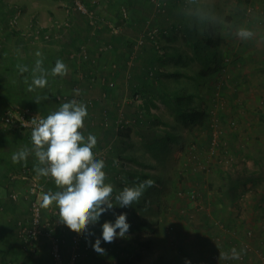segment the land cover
Masks as SVG:
<instances>
[{
	"label": "rangeland",
	"instance_id": "obj_1",
	"mask_svg": "<svg viewBox=\"0 0 264 264\" xmlns=\"http://www.w3.org/2000/svg\"><path fill=\"white\" fill-rule=\"evenodd\" d=\"M21 1L14 3L26 6L22 19H30L33 13L36 17L34 20L38 21L43 17L41 12L45 15L46 8L51 7L49 4L54 0ZM140 1L143 0L137 4L133 0L115 1L113 5L108 2L99 14L104 19H139L138 16L142 15L151 22L158 20L166 25L167 33L160 35L158 44L163 46L158 51L159 54L163 53V57L158 55L155 60L166 75L162 76L156 87L166 91L165 95L171 99L177 93L182 94L186 103L198 112L195 116H185L176 112L166 96L157 95L154 98L158 102L154 110L162 113L163 121L156 118L149 121L151 134L168 130L177 140L169 143L166 156L158 153L159 157H165L162 163L148 157L152 165L142 166L144 171L163 172L170 178L165 182H155L154 187L164 199L167 210L163 215H155L154 229L145 232L157 238L151 252L132 264H149L161 252L167 264H190V261L195 264H264V0H183L187 7L181 12L174 11L171 17L166 16V11L157 12L164 19H152L157 15H153L151 9L147 12ZM149 1L153 5L159 1L167 2ZM68 8L69 5H65L67 11ZM103 10L109 13H103ZM21 14L14 26L9 25L13 31L21 25ZM55 16L66 19L54 14L45 17L52 19ZM119 24L120 31L123 23ZM172 25L176 28L172 29ZM141 26L138 35L131 38L132 46L138 37L145 38L143 29L146 24ZM206 27L213 28V37H221L217 47L205 44ZM239 29L251 31V38L241 39L237 35ZM107 44L108 48L112 47V43ZM138 46L135 44L131 48L136 52ZM138 58V54H133L131 68L128 71L125 68L124 77L139 67ZM207 65L216 67L215 71L198 75ZM17 70L0 72V83H3L0 89V184H22L24 190L18 191H23V196L29 179L34 178V166L38 162L34 153L20 163H13L12 155L21 149L31 148L32 129L5 124L2 116L8 107L24 105H29L38 117L42 116L35 102L38 89L29 96V88L22 92L24 85L32 83L33 72L24 74L19 68ZM126 78L128 81L131 79ZM112 82V86L117 87ZM133 95L129 89L122 106L112 105V114L106 111L107 114L111 117L123 114L124 106L131 108L134 105L130 101ZM57 99L54 96L55 101L50 100L45 109L59 104L60 100ZM109 115L106 116L110 124ZM137 139L136 136L135 141ZM110 150L111 147L108 156L117 158ZM125 150L127 154L135 152L140 159L147 157L145 150L142 153V144L137 149L125 146ZM117 159L126 166L141 167L132 161ZM30 168L33 172H30ZM46 178V182L53 181ZM40 185L43 188L41 196L48 186L44 183ZM170 188L174 190L170 191ZM18 191L12 193L18 196ZM22 201L27 205L28 199ZM114 207L115 211H119V206ZM53 213L57 214L55 211ZM144 213L148 214V210ZM152 215L149 214L150 217ZM203 222L206 226H202ZM120 239L115 241L119 243ZM241 245L247 247L246 255ZM182 247L194 253V256L186 257L181 251ZM232 248L240 253L239 259L222 258V254H230Z\"/></svg>",
	"mask_w": 264,
	"mask_h": 264
},
{
	"label": "crops",
	"instance_id": "obj_2",
	"mask_svg": "<svg viewBox=\"0 0 264 264\" xmlns=\"http://www.w3.org/2000/svg\"><path fill=\"white\" fill-rule=\"evenodd\" d=\"M14 1L16 0H0V72H6L8 70L15 72L19 68L18 66H26L28 71L23 73L29 74V71H32L34 68L37 59H42V67L47 72H50L55 62L58 59L62 60L67 66V74L55 77L48 75V82L44 89L37 88V96L47 97V99H41L38 103V108L41 111L40 115L42 118H46L47 115L58 110L63 103L70 102L73 99L80 100L81 103H84L87 107L88 115L84 120L83 129L80 131L85 137L89 134L96 137L97 143L92 151L97 159H102L104 161L106 167L108 152L110 147H112V141L108 142L107 139L109 137L108 135H110L109 133L113 131V128L110 124L102 126L100 121L106 111L112 114V110H110L112 105L114 106V104H116L118 106V104H120V106H122L123 104L122 101L125 98V94L132 85L130 79L128 81L126 78V76L128 78L130 77L131 71H129V74H125V77L123 76V72L125 68L127 71L129 70L128 68H131L130 65L132 63L129 57L131 59L133 54L136 56L137 54H141V57H139V67H137L138 70L134 68L135 70L133 71L135 73L134 79L138 80V78L141 77V67L147 62V56L142 51L135 54L134 48H131L133 47L131 45V38L134 39L138 35L137 32H140L142 28L140 25L143 19L141 21V19H112L110 17L111 19H106V24L103 21L104 18L99 14L100 9L107 5L108 2L113 5L115 1L120 2V0H83L89 8L94 9L97 13L98 16H96V19H103L98 20L97 24L94 26L88 23V19H90L88 15L77 11V9L74 10L75 8L72 6L73 0H54L49 4L51 7L46 8L45 15L44 12H41L43 17H40L37 22L45 27H49L57 18L55 16L53 17L55 19H48L45 16H47V14H54L57 15V17L69 20L70 27H53L52 30L55 32V38L51 41L34 42L26 31L29 23L35 21V14L32 13L30 19H22L27 8L26 6L15 4ZM24 1L27 2L26 0L21 2ZM133 2L137 4L139 0H133ZM141 4L145 9H148V7H146L147 0H143ZM65 5H69L68 11L65 9ZM16 9H19L20 14L22 13L23 15L21 14L19 19V24L21 25L16 26L13 31V28L10 27L9 24L7 25V23ZM104 10L103 13H109ZM111 14L116 16L114 12H111ZM140 16L142 15L138 17ZM58 20L63 19L58 18ZM109 23L117 26L120 25L119 23H123V25L120 26L121 31L119 33L109 31ZM156 33L155 31L151 34L149 33L150 37L156 39ZM80 43L86 44L88 47L87 58L81 57L77 52L78 44ZM101 43L106 45H102ZM107 43H112V47L108 48L109 44ZM98 45H101V48ZM102 46H106V48ZM37 52L41 53V56L38 57L36 55ZM110 81H114L117 87L116 85H109ZM2 88L3 83L1 82L0 89ZM27 88H29V86L24 85L22 92ZM77 89L80 91L79 95L75 94L74 90ZM102 92L106 93V97L103 99L100 98ZM31 93L32 91L27 92V96ZM54 96L58 98V101L60 100L58 102L59 104L55 105L53 102L54 105L52 108L49 107L45 109V105L48 106L50 100H54ZM95 98H100V100H96ZM155 103L158 102L155 101ZM131 108L129 105H126L122 112L124 116L128 115L127 118L132 120L130 138L134 145L133 148L137 149V147H141L142 144V153H144V150L147 153V157H145L147 159L148 157L155 159L150 151L147 150L144 143L148 142V136L151 134L149 121L155 118L162 119L163 121L162 113H157V111L154 110L156 107L153 106L150 107L149 112L143 111L142 114L137 111V105L134 104ZM109 116L111 117V115ZM158 132L159 131H156L151 136L158 137L162 135L160 134L162 131L160 133ZM136 136L139 139L135 141ZM106 141L108 144L105 145ZM169 143L168 141L164 145L170 147ZM100 151L103 152L100 153ZM105 167L103 171H105ZM29 170L33 172L31 168ZM33 173L34 176H32L37 180L39 185L44 183L48 186L45 190L46 193L58 190L53 181H51V183L46 182L45 177L38 176L35 171ZM29 182L23 196V191H18L24 190L25 187L21 186L22 184L16 185L15 183L12 185L13 183L9 182L0 184L2 190L0 193V264H52V257L47 249L49 239L44 233H40L32 245L27 244L22 236V227L29 226L31 222L29 208L30 194L28 191ZM23 183L26 185L25 182ZM105 183H107L106 180ZM40 187L43 189L41 185ZM17 191L19 192L18 196L13 198L10 194ZM38 197L41 202L42 195L40 196L39 194ZM26 199H28L27 205L22 201ZM53 207L54 206L49 207L48 209L42 208L43 218L51 222L53 232L59 235L58 237L60 238L61 254L64 258H68L72 248L70 240L74 232L70 231L65 225L59 222L58 215L53 213L54 211L57 213L58 210L55 207L51 209ZM50 211L53 212L50 213ZM100 222L101 220L98 221L99 224L95 223L91 225V235H86L84 232L85 240L89 244V250L87 253H81L82 263L104 264L108 261L105 252L101 255L94 251L92 247L95 240L101 237L102 224ZM104 244V241L101 239L100 247L103 249Z\"/></svg>",
	"mask_w": 264,
	"mask_h": 264
},
{
	"label": "clouds",
	"instance_id": "obj_3",
	"mask_svg": "<svg viewBox=\"0 0 264 264\" xmlns=\"http://www.w3.org/2000/svg\"><path fill=\"white\" fill-rule=\"evenodd\" d=\"M237 35L241 39H249L252 32L239 29ZM39 57L41 53L37 52ZM42 59H37L32 69L33 79L29 91L43 89L47 85V76H64L67 66L57 60L50 72L42 67ZM21 73L28 71L26 66H18ZM39 75H36V74ZM76 95L80 91L74 90ZM47 97L37 96L36 103ZM84 103L73 99L63 103L58 110L39 120L32 119L31 148H24L12 155L13 163L26 161L30 153H34L38 162L34 171L40 177L51 178L57 191L42 195L40 207L48 209L54 206L58 211V220L70 231L87 232L89 225L99 221L100 216L114 206L130 207L138 201L147 188L154 186L153 180H143L132 187H124L113 203V185L105 183V163L97 159L92 151L97 140L92 134L85 137L80 131L87 117ZM125 213L115 217L114 222L105 221L101 225V237L95 240L93 250L103 255L100 247L101 239L112 243L117 238H124L129 231ZM117 229L119 230L117 232ZM240 253L235 248L230 254H222L224 259H239Z\"/></svg>",
	"mask_w": 264,
	"mask_h": 264
},
{
	"label": "trees",
	"instance_id": "obj_4",
	"mask_svg": "<svg viewBox=\"0 0 264 264\" xmlns=\"http://www.w3.org/2000/svg\"><path fill=\"white\" fill-rule=\"evenodd\" d=\"M148 3H149V6H147L148 7V9H146L147 12H150V9H151L152 14L157 15L158 14L157 12L166 11L165 12L166 16H170V17L174 15V11L178 10L181 12L184 7L185 8L187 7L185 1L183 0H167L166 4L163 3L162 1H159L157 4L154 3V5L151 1H149ZM85 5L90 11H93V16L96 21V24L98 20H103V19H96V16L98 15L96 12H94V9L89 8V6L86 3ZM140 17L139 19H141V21L143 19L142 24H146V28L143 29L144 31L143 35L145 36V38L138 37L136 40H134L133 46L135 44L139 45L138 48H136V52L139 49V52L142 51L143 53H145V55L147 56V62H145V65L141 67V77L138 78V80L134 79L135 73L131 71L130 73L131 82L130 83H132V85L130 86V91L132 92V94H137L141 98V102L139 104L136 103L135 101H133V104L137 105V111L142 114L143 111L149 112L151 106L153 107L157 106V104L154 101V98H156L157 95L159 97L160 96L167 97V95H165L166 91L162 89H158L156 87L159 80H161L162 76L166 75V73L162 71V69L159 67L160 65L157 66L155 63L156 57L158 55L163 57V53L159 54L158 52L160 49L163 48V46H159L158 44L160 41L159 39L160 35H162L163 33H167V26L163 25L162 22H159L158 20L157 21L152 20L151 22L150 20H147L146 17H143V16H140ZM152 19H164V18L159 17L157 15L156 17H153ZM103 21L106 23V19H104ZM149 21L151 22V24L149 23ZM88 23L92 25V23L90 22V19H88ZM147 23L150 25H148ZM108 27H109V31H112V27L110 25H108ZM171 27H173L172 29L176 28L174 25H172ZM154 31L157 32L156 39H153L150 37V34L153 33ZM205 32L207 34V36L204 37L205 44L209 46L217 47L219 45L221 37L217 35L216 37H213L212 35L214 33H213V28L211 27H206ZM138 57H141V54L138 55ZM129 60H130V57H129ZM175 64H178V63H175ZM215 69L216 67L211 68L209 65H207L206 67H204V71L202 70L198 72V75L204 76L212 70L215 71ZM167 100L170 102V105L173 106V108L176 110L177 113L178 112L182 113L185 116H195L196 113L198 112V110H196L193 106H190L189 103H186L185 98L182 96V94L177 93L173 99L167 97ZM167 100H166V103H167ZM24 106H28L31 110H33L29 105H24ZM104 115H109V114L105 112ZM127 116L128 115H125L124 117L127 118ZM115 121H116V117H114L113 115L111 117V122H110V125L113 128V131L109 133L110 135H108L109 137L107 139L108 142L109 141L113 142L110 152L115 154V156L119 159L132 161L135 164H140L141 167L137 169L131 165L126 166L124 162L119 163L117 158L113 156L112 157L107 156V160L105 159L107 161V166L105 167L106 169L104 172L106 173L107 183L110 184V180L114 182L111 184L113 185V188H114V191L112 194L114 204L116 203L115 196L121 190H123L124 187L135 186L136 184H138L139 182L143 180L150 179V180H153L154 182L161 183V182H165L168 179H170L163 172H156V173L151 172L150 173V170L144 171L142 166L150 167L152 165L150 161L147 160L146 157H142L140 159L137 157L135 152L127 154L125 150V146H129V147L134 146L130 138V131H131L130 126L132 122L129 125H124V121H122L121 122L122 124H119L118 126H116ZM19 129H26V128L19 127ZM151 135L152 134L148 136L149 140L147 139L148 142L144 143V145L147 148V150H149L150 153L155 157V159L158 162L162 163V161L165 160V157L163 156H166L165 152H167L166 150L168 149V147H166L164 144H166L168 141L175 142L177 140V137L173 136V133H170V131L168 130H162V135L158 137H154V136L152 137ZM107 141L106 143L108 144ZM159 152L163 153L162 157L158 156ZM234 183L235 185H237V181H235ZM154 187H156L155 183H154V186L147 188L145 192L143 193V195L140 197V199L138 201L133 202L130 207H122V208L119 207V211H115V207H113L111 210L106 211L100 216L99 218V220H101L100 223L103 224L105 221L114 222L115 217L117 215L121 213H125L127 217V222L130 225L129 231L125 234L124 238H121L119 240V243L118 241H115V240L112 243L104 242L105 243L103 245L104 252L107 254V260H108L104 264H128V263L132 264L135 261L141 259L142 257H144L145 255L151 252L152 246L157 241V238H155L154 235H151V234L149 235L145 232L148 231V229L149 230L154 229V225H155L153 224L155 221L154 216L157 214L163 215L167 210L165 209L166 204L164 203V199H161V194L159 192H156V190H154ZM172 189L173 188H170V191L174 190ZM146 210H148V214L144 213V211ZM150 213H153L151 217L149 216ZM42 214H43V209H42ZM48 222H49V227L52 228L51 222L50 221ZM202 226H206V223L203 222ZM49 227H46V229H48ZM85 233L86 235L87 234L91 235V225H89L88 230ZM85 233H83V236L81 237V240H80V248H79L80 257L77 259V264H85V262L84 263L81 262V259H82L81 253L83 254L87 253V251L89 250V244L85 240ZM54 234L57 237L59 236L56 233ZM70 241H71L70 244L72 245V236H71ZM233 244L236 245L237 244L236 241H234ZM240 248L242 252H245L243 254L246 255L248 251L247 247L244 245H241ZM181 251L188 258L194 256V253H192L189 250H185L184 248ZM198 257L200 259L199 254H198ZM149 264H167L165 259L163 258V252L159 253L156 256V258H153L152 261L149 262ZM190 264H195V262L190 261Z\"/></svg>",
	"mask_w": 264,
	"mask_h": 264
},
{
	"label": "built area",
	"instance_id": "obj_5",
	"mask_svg": "<svg viewBox=\"0 0 264 264\" xmlns=\"http://www.w3.org/2000/svg\"><path fill=\"white\" fill-rule=\"evenodd\" d=\"M73 5L75 9L78 11L87 14L90 17V22L92 25L95 26L96 21L93 16V11H90L83 0H73ZM20 10L16 9L13 15L11 16L9 20V25L14 26L17 23V19L19 17ZM112 27V31L118 32V26L109 23ZM60 28V27H70L69 20H58L55 19L49 27H44L43 25H40L37 21H32L29 23L26 33L30 36L31 40L34 42L37 41H51L53 38L56 37L54 34L55 32L52 30V28ZM105 47L106 46H102ZM101 48V47H100ZM78 54L83 57H88V47L86 44H80L78 47ZM115 66V65H112ZM109 85H113V82L110 81ZM106 97V93L102 92L100 95V98ZM100 98H95L96 100H100ZM80 102V100H77ZM130 101H135L136 103H139L140 97L137 94H134ZM3 122L5 124L9 125H16L18 127H23L26 129H32L31 120L41 119L36 115L34 112L31 111V109L27 106H20V107H11L7 108L6 111L3 113L2 116ZM124 121V125H129L132 120L130 118L124 117L122 113H120L116 117L115 124L118 126L119 124H122L121 122ZM100 124L103 126H107L109 124L108 117L104 115V117L101 119ZM103 151H100L102 153ZM29 194H30V213H31V222L29 226H23L22 236L24 237V241L32 245L34 241L37 239L38 235L40 233H44L48 239H49V252L52 257L53 264H77V259L80 257L79 248H80V240L83 236V233H74L72 236V248L70 251V256L68 258H64L60 251V239L54 234L51 227H49V222L43 220V214H42V208L40 207V200L38 195L41 192V187L38 184V182L35 180V178L30 179V184L28 188ZM11 196L13 198H16V193H12ZM46 227H49L46 229Z\"/></svg>",
	"mask_w": 264,
	"mask_h": 264
}]
</instances>
